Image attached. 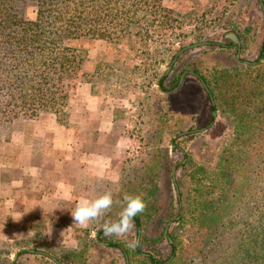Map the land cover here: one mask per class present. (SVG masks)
<instances>
[{
	"label": "trees",
	"instance_id": "1",
	"mask_svg": "<svg viewBox=\"0 0 264 264\" xmlns=\"http://www.w3.org/2000/svg\"><path fill=\"white\" fill-rule=\"evenodd\" d=\"M35 1L36 9L29 12L27 0H0V92L7 91L10 99L8 104L0 101V114L14 108H21L30 118L48 112L58 123L69 125L76 121L75 107L86 113L75 104V83L88 82L93 93L118 99L115 131L144 145L142 111L153 102V85L167 92L185 70H191L207 86L211 108L226 121L227 132L218 144L212 171L203 165L191 168L192 189L185 195V183L179 179L177 212L163 213L165 225L171 220L174 223L173 233L168 232L172 240L168 257L161 261L141 253L131 263L132 251H139L140 242L135 249L122 239L109 237L105 243L125 255V264H264V34L254 61L237 60L207 76L203 68L181 63L179 57L169 74L159 75L176 42L227 28L232 23L231 7L239 0ZM261 3L264 6V0ZM134 34L138 37L133 38ZM167 37H172L169 42ZM129 74H137L140 83L127 79ZM118 80L123 86L115 85ZM130 93L138 97L134 113L125 112ZM162 110L155 111V144L166 132H178L177 124L170 123ZM214 120L210 114L208 124ZM121 169L126 167L121 165ZM156 187L139 183L132 195H141L148 205L134 219L135 236H142L144 222L158 213L152 207ZM121 211L122 207L112 208L103 220L114 222ZM104 234L100 227V241ZM225 237L230 240L227 245L222 242ZM216 248L222 252L211 257L210 250ZM87 251V246L80 245L61 255L59 261L86 264ZM4 260L6 252L0 249V262Z\"/></svg>",
	"mask_w": 264,
	"mask_h": 264
},
{
	"label": "rangeland",
	"instance_id": "2",
	"mask_svg": "<svg viewBox=\"0 0 264 264\" xmlns=\"http://www.w3.org/2000/svg\"><path fill=\"white\" fill-rule=\"evenodd\" d=\"M35 9L36 1L27 0L26 10L33 12ZM229 18L232 23L227 28L208 31L199 39L191 37L182 43L176 42L161 64L159 75L169 74L179 57H182L181 63H189L196 65L198 68H203L207 76L213 69L234 65L237 60L244 63L254 61L257 58L264 34V13L261 0H239L234 7H231ZM232 24H234V29L231 28ZM228 32L235 33L240 41V47L226 40L225 34ZM132 37L137 38L138 35L134 34ZM171 38L167 37V41L169 42ZM197 42L206 43L192 48L188 47ZM184 47L186 48L177 56L171 69L166 72L168 65L178 50ZM148 53L150 54V52ZM180 68L181 66H178L177 73ZM189 71L191 70H185L181 83L170 88L167 92L160 91L158 84L153 85V102L149 101L150 104L142 111L144 113L143 128L140 134L145 144H141V149L136 157H127L126 163L123 162L126 169H120L116 175H113L114 178L112 179L107 178L98 181L100 195L111 191L114 201H119V203L113 204V209L123 206L124 199L122 197L125 195H135L138 191L139 183L146 188L153 187L154 184L157 186L155 190L157 196L152 207L158 213L154 217L152 215L150 219L144 222L142 236H136L141 244L139 251H132L131 263L140 259L141 253H150L161 261L168 257L170 253L169 243L172 241L168 232L170 234L173 233L172 227L174 223L171 220L165 225L163 213L168 210H173V214L177 212L176 199H179L181 189L177 182L179 179H183L185 185L182 186V191L187 195L193 186L188 178L191 168L203 165L212 171L217 159L218 144L227 132L225 119L211 108L208 92L201 84L199 78L189 73ZM127 79L132 80L133 83H140L137 74H129ZM123 84L122 80L115 82V85L120 87ZM164 86L169 87L165 82ZM127 97L129 103L125 105V112L134 113L136 110L134 107L135 98L137 99L138 97L131 93ZM9 100V93L1 91L0 101L8 104ZM160 108L163 109L162 113L164 112V114L168 115L170 123L177 124L176 131L178 132H166L161 138L162 141L155 144L157 140L153 139V137L158 138L157 130H155L157 123L155 111ZM12 111H14V114L24 113L21 108H14ZM210 114L215 117L213 124H208ZM125 155L127 156V154ZM244 204L242 203L241 205L243 206ZM254 204H256L254 201L251 202V205L256 208ZM162 215L163 218L161 217ZM71 220L73 224L72 217ZM106 222L110 221H104L102 218L99 222L90 224L86 229L75 224L72 228L64 227L59 229L60 233L57 238L51 239L44 238L40 231L31 240L15 242V246L2 245L0 249L6 252L7 260L0 262V264H12L15 261L16 264H61L59 261L60 256L67 253L70 249H79L80 245H85L88 248L86 264H125V255L117 248L105 243L109 237L112 240L122 238L105 234L100 235L102 241L98 238V230ZM223 240L222 242L225 245L230 241L228 237L223 238ZM122 241L126 240L122 239ZM210 247L211 244L206 248V251ZM218 248L210 250L211 257L222 252L221 249L218 252ZM51 257L55 258L56 261ZM73 264H76V262H73Z\"/></svg>",
	"mask_w": 264,
	"mask_h": 264
},
{
	"label": "crops",
	"instance_id": "3",
	"mask_svg": "<svg viewBox=\"0 0 264 264\" xmlns=\"http://www.w3.org/2000/svg\"><path fill=\"white\" fill-rule=\"evenodd\" d=\"M74 97L86 113L75 107L69 125L48 112L0 114V246L40 231L57 238L59 229L74 227L70 211L81 198L100 195L98 181L114 178L126 163L129 139L115 131L118 99L93 93L88 82L76 85Z\"/></svg>",
	"mask_w": 264,
	"mask_h": 264
},
{
	"label": "clouds",
	"instance_id": "4",
	"mask_svg": "<svg viewBox=\"0 0 264 264\" xmlns=\"http://www.w3.org/2000/svg\"><path fill=\"white\" fill-rule=\"evenodd\" d=\"M64 198L71 199V196L65 194ZM123 199L124 204L118 220L106 222L102 227L105 235L125 239L128 247L135 249L139 245V239L133 235L134 219L144 212L147 204L141 195H125ZM114 203H119V201H114L111 191L104 192L92 199L81 198L75 210L70 211L73 224L81 228H88L93 222H99L111 210ZM48 238H52V231L49 233Z\"/></svg>",
	"mask_w": 264,
	"mask_h": 264
},
{
	"label": "water",
	"instance_id": "5",
	"mask_svg": "<svg viewBox=\"0 0 264 264\" xmlns=\"http://www.w3.org/2000/svg\"><path fill=\"white\" fill-rule=\"evenodd\" d=\"M261 4H262V3H261ZM262 7H263V13H264V6H263V4H262ZM225 37L228 38V39H230L234 45H237L238 47H240V41H239L238 37L235 35L234 32H228V33H226V34H225ZM205 43H206V42H197V43H193V44L189 45L188 47H191V48H192V47H196V46H199V45H202V44H205ZM185 48H186V47H184V48L178 50V52L176 53V55H175L174 58L172 59L171 63L168 65V67H167V71H166V72H168V71L171 69L172 64L175 62L177 56H178L180 53H182L183 50H184ZM189 73H191V74H193L194 76H196L197 78H199L201 84L203 85V87L205 88V90L208 92V88H207V86L205 85L203 79L200 78V76H199L197 73H195V72L189 71ZM184 75H185V73H183V74L181 75L178 84L181 83V81H182ZM211 99H212V98H211ZM212 104H214L213 100H212ZM213 114H214V112H213ZM173 179H174V177H173ZM177 192H178V190H177ZM169 241H171V240L169 239ZM45 254H46V253H45ZM51 258H52V257H51ZM52 259H53L54 261H56L55 258H52Z\"/></svg>",
	"mask_w": 264,
	"mask_h": 264
},
{
	"label": "built area",
	"instance_id": "6",
	"mask_svg": "<svg viewBox=\"0 0 264 264\" xmlns=\"http://www.w3.org/2000/svg\"><path fill=\"white\" fill-rule=\"evenodd\" d=\"M130 105V104H129ZM128 127L130 129L133 128L132 122H128ZM141 149V143L138 142L134 137H130L128 140V143L125 147L126 154L128 158H134L138 155L139 151Z\"/></svg>",
	"mask_w": 264,
	"mask_h": 264
},
{
	"label": "flooded vegetation",
	"instance_id": "7",
	"mask_svg": "<svg viewBox=\"0 0 264 264\" xmlns=\"http://www.w3.org/2000/svg\"><path fill=\"white\" fill-rule=\"evenodd\" d=\"M233 44V43H232Z\"/></svg>",
	"mask_w": 264,
	"mask_h": 264
}]
</instances>
